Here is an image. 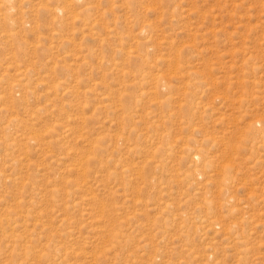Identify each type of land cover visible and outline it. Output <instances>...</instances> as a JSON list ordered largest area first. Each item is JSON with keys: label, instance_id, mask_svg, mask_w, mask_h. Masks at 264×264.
Returning <instances> with one entry per match:
<instances>
[{"label": "rangeland", "instance_id": "374dc122", "mask_svg": "<svg viewBox=\"0 0 264 264\" xmlns=\"http://www.w3.org/2000/svg\"><path fill=\"white\" fill-rule=\"evenodd\" d=\"M0 264H264V0H0Z\"/></svg>", "mask_w": 264, "mask_h": 264}]
</instances>
